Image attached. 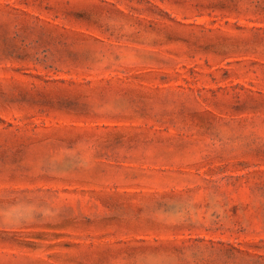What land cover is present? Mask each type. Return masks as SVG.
I'll return each instance as SVG.
<instances>
[{"label":"rangeland","instance_id":"374dc122","mask_svg":"<svg viewBox=\"0 0 264 264\" xmlns=\"http://www.w3.org/2000/svg\"><path fill=\"white\" fill-rule=\"evenodd\" d=\"M0 264H264V0H0Z\"/></svg>","mask_w":264,"mask_h":264}]
</instances>
